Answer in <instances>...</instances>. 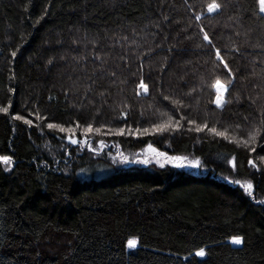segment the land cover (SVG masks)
<instances>
[{"label":"trees","instance_id":"16d2710c","mask_svg":"<svg viewBox=\"0 0 264 264\" xmlns=\"http://www.w3.org/2000/svg\"><path fill=\"white\" fill-rule=\"evenodd\" d=\"M212 2L0 0V264H264V14ZM149 146L200 170L113 165Z\"/></svg>","mask_w":264,"mask_h":264},{"label":"snow or ice","instance_id":"6c2138e0","mask_svg":"<svg viewBox=\"0 0 264 264\" xmlns=\"http://www.w3.org/2000/svg\"><path fill=\"white\" fill-rule=\"evenodd\" d=\"M258 4H259V12L260 13H264V0H258ZM223 9V4L221 3H218V2H212V3H209L206 7V11L207 13H218L220 11H222ZM203 11V9H202ZM202 17L201 16H196L195 19L196 20H200ZM199 27V31L200 33L202 34V40L204 42H206V45H207V49H208V52L206 54L210 55V56H214L216 58L217 61H219V65H222V68L225 72L226 75L228 76H231L232 74V68L229 66V62L225 59L224 55L221 54V50L219 48H217L214 44V37L210 36L209 33L207 31L204 30V27L203 26H198ZM13 57L15 56V52L12 53ZM141 67H143V65H141ZM234 79V77H232ZM138 87L143 91V93L147 94L149 89H148V85L145 84L143 82V80L140 81ZM215 88H216V91H217V94L215 96V99H214V104L217 106V108H220V109H223L225 107V96L228 94V91H229V85L226 84V83H223L221 82L220 80H216V83H215ZM164 100H168L169 97L168 96H164L163 97ZM0 111L2 112H7V109L6 108H0ZM16 120H21L22 117L19 116V115H16L14 117ZM126 118V117H125ZM183 119V117H181ZM25 124H28V125H31L32 124V121L29 120V119H24L23 121ZM189 123H196L195 121H189ZM79 125L77 124V127ZM48 127L51 129V128H54V127H57V125L55 124H48ZM208 124L205 123L203 125V127H200V126H197L196 127V132L199 133V132H202L204 131L205 129H208ZM172 128V125L171 124H164V125H160V124H156L154 125V129L158 132H161L163 133L166 129H171ZM145 131H148L147 128L144 129ZM178 130V129H177ZM61 132H64L66 131V129L64 128H61L60 129ZM86 132H91L92 131V128L91 126L87 127L85 129ZM137 131H139V129H137ZM189 131H191V129H189ZM210 131H212L213 133H215L216 135L218 136H222L224 135L223 133H219L216 131L215 128H212L210 129ZM259 129H256L255 130V134H253L250 138L255 141L256 138H257V135H259ZM120 135H123L124 132H123V129H121V131L119 132ZM69 142L71 144H78V140L77 139H72L71 137L69 138ZM245 144H247V141H245ZM151 147V146H149ZM252 151L255 152V148L253 147L252 148ZM0 159H3L5 163H7L8 161H10V157H0ZM175 160L177 161H180L182 160L183 158L182 157H174ZM130 161H128L127 159L124 161V163H129ZM135 163H145L147 164V161H140V160H137L135 161ZM188 166L190 167H194V168H199L200 167V161L199 160H196L194 163H190ZM177 167H185L184 164H177ZM233 167H235V163L233 162ZM253 188V185L251 184H248L247 185V189L251 190ZM232 243L235 244V245H242L244 243V240L242 237H235L233 238L232 240ZM135 242H132L129 244V247L130 248H133L135 247ZM197 256H200V257H204L205 256V252L203 250L201 251H198L196 253Z\"/></svg>","mask_w":264,"mask_h":264},{"label":"rangeland","instance_id":"374dc122","mask_svg":"<svg viewBox=\"0 0 264 264\" xmlns=\"http://www.w3.org/2000/svg\"><path fill=\"white\" fill-rule=\"evenodd\" d=\"M264 14V13H263ZM94 146H90L91 149ZM95 150L99 153L102 152L103 150V145L99 144L97 146H95ZM94 150V151H95ZM111 160L113 162L114 166H120V167H129L131 165H137V166H142V167H151V166H155L157 168H165V167H173L176 169H182V170H186V171H191V172H197L200 170L199 168H194V167H190L188 166L190 163H194L196 160L193 157L190 156H181L183 159L180 161H177L174 159L175 156H169L166 155L164 153H161L155 149H153L152 147H148L146 149H144L143 151H139V152H135V153H117L115 155L111 156ZM130 161L129 163H124L125 160ZM140 160V161H147V164L145 163H135V161ZM177 164H184L185 167H177ZM201 165V163H200Z\"/></svg>","mask_w":264,"mask_h":264}]
</instances>
